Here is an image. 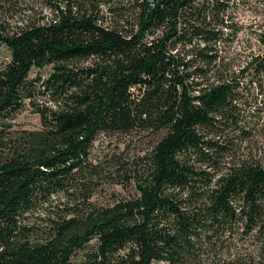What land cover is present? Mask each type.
<instances>
[{"label": "trees", "instance_id": "1", "mask_svg": "<svg viewBox=\"0 0 264 264\" xmlns=\"http://www.w3.org/2000/svg\"><path fill=\"white\" fill-rule=\"evenodd\" d=\"M42 2L0 18V264H264V30L239 68L221 52L240 0ZM101 132L154 135L105 205Z\"/></svg>", "mask_w": 264, "mask_h": 264}, {"label": "rangeland", "instance_id": "2", "mask_svg": "<svg viewBox=\"0 0 264 264\" xmlns=\"http://www.w3.org/2000/svg\"><path fill=\"white\" fill-rule=\"evenodd\" d=\"M240 3L237 34L229 47L221 46L222 54L232 58L235 69L244 64L251 54L258 52L260 46L256 34L264 30V0H240ZM0 10L3 12L0 18L11 25L36 17L37 13L47 12L42 0H1ZM8 55L7 49L0 46V62L6 60ZM49 70L50 66L33 69L30 76L39 74L45 77ZM252 91L255 94L257 90ZM34 100L43 103L46 99L38 96ZM13 122L16 128L38 129L41 126L39 115L31 105H26L18 112ZM153 142L154 135L149 132L97 134L88 155L89 162L96 168L94 175L89 177L91 201L105 205L132 194L133 184L122 178L121 174H130L142 162L141 157L150 150Z\"/></svg>", "mask_w": 264, "mask_h": 264}, {"label": "built area", "instance_id": "3", "mask_svg": "<svg viewBox=\"0 0 264 264\" xmlns=\"http://www.w3.org/2000/svg\"><path fill=\"white\" fill-rule=\"evenodd\" d=\"M154 5V0H151V6H153Z\"/></svg>", "mask_w": 264, "mask_h": 264}]
</instances>
